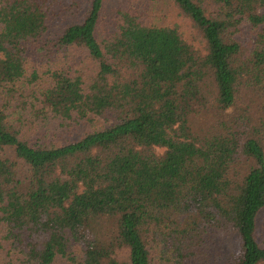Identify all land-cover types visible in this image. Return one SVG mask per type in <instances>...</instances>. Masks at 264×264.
Here are the masks:
<instances>
[{
	"label": "trees",
	"instance_id": "16d2710c",
	"mask_svg": "<svg viewBox=\"0 0 264 264\" xmlns=\"http://www.w3.org/2000/svg\"><path fill=\"white\" fill-rule=\"evenodd\" d=\"M164 1L197 45L107 0H0L4 264L264 263V0Z\"/></svg>",
	"mask_w": 264,
	"mask_h": 264
},
{
	"label": "rangeland",
	"instance_id": "374dc122",
	"mask_svg": "<svg viewBox=\"0 0 264 264\" xmlns=\"http://www.w3.org/2000/svg\"><path fill=\"white\" fill-rule=\"evenodd\" d=\"M120 4L121 6L141 13L145 17V21L154 22L155 15L160 17V23L171 24L175 23L183 37L191 42L194 45H197L196 35L190 28L188 22L182 19L177 11L174 10L167 1L164 0H107V13L111 14L113 8L117 7ZM254 29L250 27L248 23H242L240 25V31L236 35V38L241 42V45L244 47V50L251 49L252 41L254 37ZM77 57L79 58V52H77ZM106 119L102 117H93L91 116L88 120H83L79 122H72L71 124L60 125L57 122H50L47 124L46 128L42 129L43 141H52L53 143H63L65 141H72L80 138L88 131L95 129L103 128L107 126ZM38 131V130H37ZM36 131V133H37ZM160 151V150H159ZM4 153L8 154L9 152L0 151V155ZM23 168L19 167V172L22 173ZM257 233L259 241L264 237V208L258 215L257 219ZM1 236V233H0ZM6 245V244H5ZM224 247V244H222ZM219 247L217 244L216 238H212L210 241L209 250L212 251L213 248ZM6 260L5 252L1 251L0 253V264H4ZM55 264H68L64 259H59ZM264 264V263H263Z\"/></svg>",
	"mask_w": 264,
	"mask_h": 264
}]
</instances>
